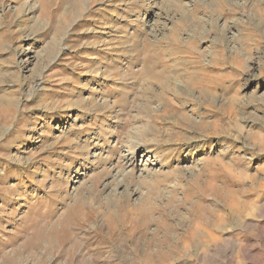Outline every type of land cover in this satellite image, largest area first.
Segmentation results:
<instances>
[{"label":"rangeland","instance_id":"374dc122","mask_svg":"<svg viewBox=\"0 0 264 264\" xmlns=\"http://www.w3.org/2000/svg\"><path fill=\"white\" fill-rule=\"evenodd\" d=\"M0 264H264V0H0Z\"/></svg>","mask_w":264,"mask_h":264}]
</instances>
